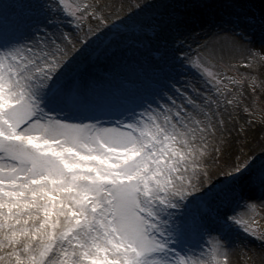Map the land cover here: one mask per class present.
Returning a JSON list of instances; mask_svg holds the SVG:
<instances>
[{
	"label": "snow or ice",
	"instance_id": "obj_1",
	"mask_svg": "<svg viewBox=\"0 0 264 264\" xmlns=\"http://www.w3.org/2000/svg\"><path fill=\"white\" fill-rule=\"evenodd\" d=\"M193 14L264 54V0L111 19L94 0H0V264H229L223 241L257 235L240 210L264 207V148L216 140L244 84L188 42ZM209 152L231 159L215 180Z\"/></svg>",
	"mask_w": 264,
	"mask_h": 264
},
{
	"label": "bare ground",
	"instance_id": "obj_2",
	"mask_svg": "<svg viewBox=\"0 0 264 264\" xmlns=\"http://www.w3.org/2000/svg\"><path fill=\"white\" fill-rule=\"evenodd\" d=\"M94 2L102 8L104 15L111 19L113 16H124L133 10L134 5L143 3L144 0H94ZM231 27L232 25L215 17L193 14L188 26L190 35L188 42L192 44L193 48L207 42L215 49L218 61H231L243 57L244 61L240 63V66L241 72L245 74L244 96L238 106H229L224 112L225 125L222 129H218L216 140L230 141L237 149L236 156L246 157L264 148L263 107L260 108L259 105H256L258 98L260 102H264V54L256 52V49L260 47L258 36L251 43L240 42L236 45L220 39L222 32ZM235 39L239 41L238 37ZM155 42V37L150 34L146 33L140 37L139 45L144 57L147 58L150 55V50ZM253 78L256 81L255 84L251 82ZM206 162L209 165V176L213 180L222 177L225 171L230 170L231 159L227 156L209 152ZM253 196V201L249 203L257 206H250L240 211L245 219L250 221L256 219L259 229L263 230L264 207L260 206L259 201L255 199L256 194ZM213 235L217 234L213 233ZM205 240L209 244L212 243L211 237H205ZM223 243L227 245L229 264H264V241L261 244L256 243L252 236L246 237L242 231H237L230 240H225Z\"/></svg>",
	"mask_w": 264,
	"mask_h": 264
},
{
	"label": "rangeland",
	"instance_id": "obj_3",
	"mask_svg": "<svg viewBox=\"0 0 264 264\" xmlns=\"http://www.w3.org/2000/svg\"><path fill=\"white\" fill-rule=\"evenodd\" d=\"M243 61H244V59H243V57H241V58L234 59V60H231V61L225 60L223 62L231 66V71L229 72V75H233L237 79L243 80V83H245V81H244L245 74H243L241 72L242 69H241V66H240V63H243ZM213 70H216V69L214 68ZM258 97H260V95H258ZM258 99H257L258 103L256 105L257 106L259 105L260 108L263 107L262 109L264 110V102H260ZM263 110H262V115H264V111ZM250 222L252 223L253 229L257 232V235H252V236H255V239H256L257 243L260 242V241L261 242L264 241V229L263 230L259 229V227H258L259 224H258L256 219H251ZM244 233L245 234H249V233H246V232H244Z\"/></svg>",
	"mask_w": 264,
	"mask_h": 264
}]
</instances>
